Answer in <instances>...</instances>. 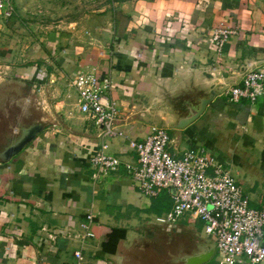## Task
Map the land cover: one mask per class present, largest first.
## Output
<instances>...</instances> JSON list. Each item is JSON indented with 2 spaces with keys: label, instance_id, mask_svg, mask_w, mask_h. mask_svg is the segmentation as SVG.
Wrapping results in <instances>:
<instances>
[{
  "label": "crops",
  "instance_id": "1",
  "mask_svg": "<svg viewBox=\"0 0 264 264\" xmlns=\"http://www.w3.org/2000/svg\"><path fill=\"white\" fill-rule=\"evenodd\" d=\"M10 23L0 28V105L19 94L52 125L0 164V264H75L80 224L88 213L94 215L95 237L82 246L85 264H135L146 232L169 236L188 228L186 222L194 220L158 224L155 219L171 209V194L142 196L123 166L92 186L88 160L102 141L123 162L134 164L136 156L125 140H102L80 112L68 79L77 73L109 78L118 129L141 140L158 123L144 113L156 82L194 66L207 78H237L242 67L264 61V1L133 0L81 22L54 25L33 39L13 40ZM219 23L237 30L221 56L209 42ZM167 132L174 143L175 131ZM184 134L175 152L203 147L238 182L242 170L252 185L251 175L264 173V92L254 104L230 103L223 94Z\"/></svg>",
  "mask_w": 264,
  "mask_h": 264
},
{
  "label": "built area",
  "instance_id": "2",
  "mask_svg": "<svg viewBox=\"0 0 264 264\" xmlns=\"http://www.w3.org/2000/svg\"><path fill=\"white\" fill-rule=\"evenodd\" d=\"M16 16L13 0H0V28ZM237 30L222 23L209 35L218 56ZM47 72L46 69L42 70ZM77 94L81 113L99 130L102 140L119 138L135 154L134 164L108 153L105 141L89 157L92 186L125 167L139 193L154 198L159 190L171 194L168 213L157 217L158 224L175 226L181 219L199 220L204 234L212 238L216 264H264V209L252 208L248 197L231 170L203 147L172 151L173 141L166 129L152 125L141 140L128 138L116 123L120 113L110 96L111 80L95 74L77 73L68 79ZM264 92V62L244 74L241 84L224 92L230 103L246 100L254 104ZM94 215L88 213L81 228V247L73 254L75 264L82 260V246L93 239Z\"/></svg>",
  "mask_w": 264,
  "mask_h": 264
},
{
  "label": "water",
  "instance_id": "3",
  "mask_svg": "<svg viewBox=\"0 0 264 264\" xmlns=\"http://www.w3.org/2000/svg\"><path fill=\"white\" fill-rule=\"evenodd\" d=\"M261 63H249L241 68L237 78L225 80L207 78L195 71L196 66L178 77H165L153 86L150 95L152 102H149L144 113L158 118L155 126L175 131V151L185 136L184 132L204 115L207 107ZM7 98L0 105V164L9 163L52 125L47 114L36 111L24 97L13 94ZM213 255L214 248L206 245L197 252L183 256L180 263L206 264Z\"/></svg>",
  "mask_w": 264,
  "mask_h": 264
},
{
  "label": "rangeland",
  "instance_id": "4",
  "mask_svg": "<svg viewBox=\"0 0 264 264\" xmlns=\"http://www.w3.org/2000/svg\"><path fill=\"white\" fill-rule=\"evenodd\" d=\"M16 16L12 18V38L18 39L19 36L34 38L36 35H46L52 31V26L57 24L66 25L69 22H81L98 12H108L119 9L121 3L133 0H16ZM262 2L264 0H261ZM21 6V7H20ZM119 12H115L118 14ZM119 17V16H118ZM122 25L126 20H119ZM121 19V18H120ZM10 23V22H9ZM11 24V23H10ZM42 30V32H41ZM0 77L4 78L0 71ZM9 77L16 81L13 74ZM11 79H9L10 81ZM149 118V115H146ZM157 125L156 122H154ZM262 173V171H261ZM258 170L253 173L255 179L252 185L245 182L248 177L240 170L239 182L244 194L250 201L252 208L264 209V173ZM259 175L257 178L255 175ZM249 181V180H248ZM190 224L188 228L170 233L169 236L162 232H146L147 238L137 247L140 256L135 257V264H180L183 256L201 250L203 247L212 246V238L207 237L203 231V224L199 220L186 222ZM217 259L216 251L206 264H214ZM134 264V262H133Z\"/></svg>",
  "mask_w": 264,
  "mask_h": 264
},
{
  "label": "flooded vegetation",
  "instance_id": "5",
  "mask_svg": "<svg viewBox=\"0 0 264 264\" xmlns=\"http://www.w3.org/2000/svg\"><path fill=\"white\" fill-rule=\"evenodd\" d=\"M181 264V263H180Z\"/></svg>",
  "mask_w": 264,
  "mask_h": 264
}]
</instances>
